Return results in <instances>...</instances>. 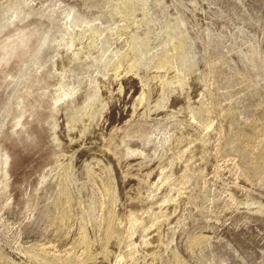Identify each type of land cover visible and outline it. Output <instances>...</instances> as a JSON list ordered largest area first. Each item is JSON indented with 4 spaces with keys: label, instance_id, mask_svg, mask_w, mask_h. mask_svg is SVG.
<instances>
[{
    "label": "rangeland",
    "instance_id": "rangeland-1",
    "mask_svg": "<svg viewBox=\"0 0 264 264\" xmlns=\"http://www.w3.org/2000/svg\"><path fill=\"white\" fill-rule=\"evenodd\" d=\"M0 264H264V0H0Z\"/></svg>",
    "mask_w": 264,
    "mask_h": 264
}]
</instances>
